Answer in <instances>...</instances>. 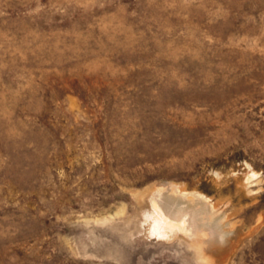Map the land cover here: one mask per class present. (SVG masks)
<instances>
[{"label": "rangeland", "instance_id": "obj_1", "mask_svg": "<svg viewBox=\"0 0 264 264\" xmlns=\"http://www.w3.org/2000/svg\"><path fill=\"white\" fill-rule=\"evenodd\" d=\"M0 264H264V0H0Z\"/></svg>", "mask_w": 264, "mask_h": 264}, {"label": "bare ground", "instance_id": "obj_2", "mask_svg": "<svg viewBox=\"0 0 264 264\" xmlns=\"http://www.w3.org/2000/svg\"><path fill=\"white\" fill-rule=\"evenodd\" d=\"M160 194V193H159ZM177 198H180V196H178V197H175V199H177ZM158 199H161V201H162V204L164 205V204H168V203H170V201H169V199H165V197L163 196V194L162 195H160L159 197H158ZM165 199V200H164ZM166 208V205L165 206H163V208ZM158 209H159V211L161 212V213H163V215L165 216V218H166V215H165V213H164V209H162V207L161 206H158ZM167 218L169 219V217L167 216ZM179 226H183V227H188V228H190V229H193V226L191 225V223H190V219H189V217L187 216V218L183 221V222H181L180 223V225ZM207 229V228H206ZM214 230V229H213ZM216 232V233H215ZM214 233L213 232H211V233H213V234H217V231H215ZM210 233V234H211ZM209 233H207L206 235H210ZM218 236V235H217ZM208 237V236H207ZM212 237H215V236H212ZM219 238H220V236H219Z\"/></svg>", "mask_w": 264, "mask_h": 264}]
</instances>
